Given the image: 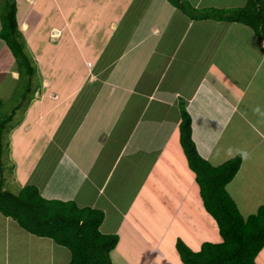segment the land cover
Segmentation results:
<instances>
[{
	"label": "crops",
	"instance_id": "1",
	"mask_svg": "<svg viewBox=\"0 0 264 264\" xmlns=\"http://www.w3.org/2000/svg\"><path fill=\"white\" fill-rule=\"evenodd\" d=\"M129 2L134 6L129 13L132 18L130 23L122 25L120 34H112L120 28L117 19L109 18L102 30L93 24L96 31L89 35V46L85 45L86 50L92 51L93 60L83 55L82 45L63 15V3L47 1L57 15L49 16L54 21L47 23L46 33H38V28L43 16H48L47 11L49 15L51 12L43 11L41 1L20 0L23 8L19 17L18 4L11 3L19 29L18 42L23 41L32 50L31 55L39 66L43 63L42 70L54 66L61 76L42 73L32 97L23 95L21 103L5 114L0 113V118L6 121L2 143L8 146L16 139L32 151L39 145L50 147L48 153L44 149L39 156L47 161L54 155L53 159L58 157L59 161L46 181L38 178L35 182L41 195L76 202L84 187V197L78 199L81 203L77 205L102 210L104 217L99 230L118 235L116 246L110 252L112 264H158L157 257L163 258L165 251L159 243L151 244V239L156 223L162 225L166 218L171 225V240L180 238L193 245L194 251L204 241H221L215 222H212L214 227L209 223L210 235L206 228L202 230L206 227L202 220L198 223L191 216L188 219L180 215L167 217L171 207L167 205V198H163L170 192L165 185L172 188V182L179 176L191 183L195 181L194 173L187 169L179 141L181 102L191 116V137L202 158L210 163L211 159L221 161L240 155L242 164L232 180L244 177L247 187L251 179L260 175L256 166L264 164V54L261 49L264 39H257L244 24L201 17L205 10L238 8L247 0H183V9L167 0ZM186 6L194 10L189 11ZM4 14L0 10V28ZM59 15L61 25L56 24ZM64 29L69 31V45L64 46V41L60 47ZM105 29L110 31L107 37L102 34ZM115 35L119 37L111 52H107ZM101 37L103 43L99 48L96 40ZM45 45V50L39 51ZM52 48L64 55L65 63L46 64L43 56ZM70 51L78 52L76 65ZM15 60L0 38V86L5 73L13 80L20 77ZM77 76L82 79L74 85ZM85 84L91 85V94L84 106L77 109L75 123L78 124L73 133H66L65 138L53 134L58 128L54 116L59 112L61 119L71 102L73 107L76 105L72 100L74 94L84 90ZM1 105L0 99V108ZM48 116H51L48 121L52 129L47 133L43 119ZM76 128L74 139H83L84 147L68 151L67 137L75 136ZM93 131L98 132V137L91 139L87 133ZM93 142L96 145L89 149ZM215 151L217 156L213 157ZM213 163L210 164H217ZM97 177L102 181H96ZM96 189L97 193L93 194ZM189 191L192 197L194 191L190 188ZM198 193L199 189L195 194ZM98 194L105 195L104 199H97ZM190 207V201H183L175 205L174 212ZM167 226L163 228L164 233ZM122 232L128 235L127 243L123 242ZM28 234V239H14L10 245L1 240L4 244L0 243V264H52L48 257L53 255L63 259L62 264L64 259L69 264L67 248L50 238ZM32 237L43 241L41 247L46 240L50 242L45 250L32 253ZM16 249H24L34 259L14 263Z\"/></svg>",
	"mask_w": 264,
	"mask_h": 264
},
{
	"label": "trees",
	"instance_id": "2",
	"mask_svg": "<svg viewBox=\"0 0 264 264\" xmlns=\"http://www.w3.org/2000/svg\"><path fill=\"white\" fill-rule=\"evenodd\" d=\"M167 1L181 9L185 6L183 0ZM205 11L202 19L241 23L249 26L257 39H264V0H247L242 7ZM18 31L15 8L11 4L8 13L1 17L0 38L21 65L26 56L17 40ZM261 49L264 54V47ZM180 117V145L194 173L202 205L215 220L221 236L218 242L204 241L196 251L178 238L175 246L182 263L256 264L255 258L264 247V205L244 217L226 191V185L239 169L241 156L236 155L218 166L211 165L197 152L191 137V116L183 102L180 103ZM5 122L0 118V155L7 147L2 143ZM6 180L0 176V213L3 216L14 220L26 232L50 238L67 248L69 264H112L110 252L116 246L118 235L99 230L104 217L102 210L79 207L73 200L45 198L35 182H23L20 189L13 192L3 188Z\"/></svg>",
	"mask_w": 264,
	"mask_h": 264
},
{
	"label": "rangeland",
	"instance_id": "3",
	"mask_svg": "<svg viewBox=\"0 0 264 264\" xmlns=\"http://www.w3.org/2000/svg\"><path fill=\"white\" fill-rule=\"evenodd\" d=\"M39 1L42 2L41 3L42 5L40 7L43 9V11L49 10V12H51V14L49 15L47 11L48 16H45V17L43 16V19L41 21V27L38 28V33H41V31L46 33L47 23H52V21H54V18H51L49 16L56 17L55 15L57 14L55 10L50 9L51 7L50 8L48 7L47 1H50V0H39ZM58 1L59 3H63L62 4L63 5L62 7L63 15L65 19L68 21L70 29L76 34L77 38L79 39L80 45H82V48H83L81 50L83 52V55L90 57L91 60L94 59L93 56H90L92 55V51L89 52L88 48L86 50L85 45H87V47L89 46V41H90L89 35L93 34L96 31L93 24L95 23L96 26H100L99 28L102 30L104 27L105 21L107 22L109 18L117 19L118 25L120 26V28L117 31H113L112 34L114 33L120 34L122 25L125 22L130 23L132 15L129 13H132L130 11L134 10L133 4L130 5L131 4L129 2L130 0H58ZM11 3L18 4L17 16L19 17L21 10L23 8L20 6V0H0L1 12L3 11L5 12V14L8 13L9 8L11 7ZM135 9H136V6H135ZM186 9L190 11L189 6H186ZM107 10L109 11L108 13L105 12ZM196 15H198V13H196ZM60 18L61 16L59 15L58 22L56 21L57 25L63 24ZM109 33L110 31L108 32L106 29L103 30L102 32V34L105 35L106 37L107 35H109ZM94 35L96 36V34ZM117 36L118 35H115L111 38L109 47H107V49H110V51L107 50V52H111L112 47L115 41L117 40ZM68 39H69V31L67 29H64L62 33V38L60 40V47L64 43V41L66 42L64 46L69 45L67 43ZM102 43H103L102 37L96 40V45H99V48L102 46ZM46 46L47 45H45L42 48H39V51L42 52L43 50H45ZM64 46L62 47L61 51L64 50ZM21 49H22V53L26 55V59L22 62L21 65L18 63V61L15 60V65L18 67V73L20 74V77L13 80L10 74L5 73L3 77L4 81L0 86V99H1V104H2L0 108V113H3V114L7 113L8 110L12 108V106H15L21 103L22 101L21 97H23V95H26L25 97H28V98L32 97L34 90L39 84L40 75L42 73H47L49 75L55 76L56 78H59L61 76V73L59 71L57 72L54 66L48 67L45 70H42L41 66L43 65V63H40V66H39L36 60H34V57H32L33 55L32 50L29 49V47L23 41H21ZM59 52H60L59 50L54 49V48L47 51L46 52L47 57L43 56V58H45L47 62L46 64L54 65L56 62H58V64L62 65L63 63H65L64 55L63 56L59 55ZM71 55H72V59H74V62H75L78 52L72 51ZM80 63H81L80 68L82 70L84 66L82 64V61ZM75 65H76V62H75ZM27 68L31 69L29 73H27L25 70ZM64 74L65 72L63 73V75ZM81 79L82 77H79V76L75 77L74 85L79 83ZM55 85H57L56 82H55ZM60 87L61 85L57 88H60ZM27 88H29V91H26ZM90 94H91V85L85 84L84 90H81L75 93L74 97L72 96L73 97L72 100L76 102V105L73 107V104H72L73 102H71V104L67 108V111L61 114L62 116L61 119H59L60 113L57 112V117L54 116V120H55L54 122L58 126V128L53 132V134H57V136H59L60 134L61 138H65L66 133L67 134L68 132L70 134L73 133L76 125L78 124V122L75 123L77 112H78L77 109L80 110L84 106ZM3 114H1V116H3ZM63 115L65 116V119L63 118ZM49 117L51 116H48L43 119V125H45L44 127L46 128L47 133L50 129H52L50 128L51 123L48 121ZM77 131L78 129L76 128L74 132L75 136L67 137L68 142H67L66 148L68 149V151L74 148L75 149L79 148L80 150L81 148L84 147V145H82L83 139L82 140L74 139L75 137H77L76 135ZM87 134L89 135L91 139L92 137L93 138L98 137V132H95V131L88 132ZM16 137L18 136L16 135L15 138ZM147 139H150V137ZM51 145L53 144L51 143ZM95 145L96 143L93 142L90 145L89 149H92ZM46 146H47L46 148L44 147V145L36 146L34 147L32 151L31 149H27L26 146L23 145L22 141L18 142L15 139L7 147H4V150H3L4 152L1 153L0 155V165H1L0 166V176H3L5 179H7L5 182H3V188L16 192L20 189L23 182L25 183H29V181L36 182L38 181L37 180L38 178L42 179L43 181H46L50 173L53 170H55V168L57 167V162L59 161L58 157H56L57 159H53L54 155L48 158L47 161H45L44 158L39 156L40 152L44 151V149L46 150L47 153L50 151V147H48V145ZM262 152H264V149ZM216 154H217V151H215L213 157H215ZM232 157H235V156L233 155ZM228 159L226 160L223 159L221 161L219 159H216V160L211 159L210 163L214 165L213 162L217 163L219 161L220 163L218 162L217 164L220 165L224 163L225 161H227ZM217 164L215 166H218ZM241 164L242 163H240V165ZM187 169H189L188 166H187ZM256 170L258 171L260 175L255 176L254 180L251 179V183L249 184L248 187H247L248 182L243 180L244 177H241V178L232 180L227 185V188H226V191L235 201L239 211L242 213L244 217H246L250 213H255L257 208L260 205H264V164L258 163L256 166ZM30 172L35 173V175L33 176L32 174H30ZM96 181H102V178L97 177ZM172 183H173L172 188H171V185L170 186H168L167 184L165 185V187L168 188L170 191L169 195L165 197H163V195H160L163 198H167L168 200L167 205L168 207H171L170 209L171 213L167 214L168 215L167 217L180 215L188 219V217L191 216V218L195 219V222L200 223V220H202L203 222H206V227H204L202 230L204 231L206 228L207 231L210 232L211 224L209 223L215 222V220L204 209L200 196L195 194V192H197L199 189L198 184L194 181V179L192 180V183H191V180L188 181L187 178H184L181 176L175 178V180ZM84 185L86 186L87 183L84 182ZM38 188L40 189L39 186ZM189 188L194 191V194L192 195V197H191ZM83 189H81L79 192L77 201L75 202L76 204H80L81 202H78V199H80L81 197H84V195L82 194L84 192ZM104 192H106V190ZM96 193H97V189L93 192V194H96ZM104 196L105 195L98 194L97 199L101 201L102 199H104ZM155 201L157 202L156 198H155ZM183 201L191 202L190 209H187L185 211L181 210L180 212H174L175 205L180 204ZM168 223H169V220L166 218V221L162 225H160V223H156V227L153 228V230L154 229L155 230L153 232L154 234H152L153 238L151 239V244L157 243L158 245L159 243L160 249H163V252L165 251L164 252L165 255L163 258L157 257V259L160 261L158 264H169V263L183 264L180 259L179 253L177 252L176 246H175V242L178 238L175 241L174 239L171 240L173 235H172L170 223H169V227L167 226ZM165 226H167L168 229L164 233L163 228ZM212 226L214 227L215 225H213L212 223ZM16 233L19 235L21 234L22 236H17ZM124 234L125 233L122 232L121 236L123 235V240H124L123 242L127 243L129 238H128V235H124ZM150 234H147V236L151 237ZM210 235H211V232H210ZM28 238H29V234L25 231H22L21 228L16 224L14 220L8 219L0 214V243L4 244V242L1 240H5L6 243L10 245V244H13L12 240L14 239L26 240ZM159 239L160 241H158ZM172 241H174L173 244H172ZM30 242L32 243L31 249L33 253L35 251L45 250L46 245L50 241L46 240V244L42 245V247L40 246V243H42L43 241L36 239L35 237H32ZM185 244L188 247H190L192 250H194L193 245L187 244V243ZM13 257H14L13 258L14 263H17L23 260L26 261V258L27 259L31 258V260L34 259V255L32 256L28 255L27 253H25L24 249L23 250L16 249L15 255ZM66 257H67V253H66ZM48 258L51 260L52 264H62L61 261H63V259L58 260V258H56L55 255H53L52 257H48ZM65 261L66 259H64V264H65ZM255 262L256 264H264V247L259 252V254L256 256Z\"/></svg>",
	"mask_w": 264,
	"mask_h": 264
}]
</instances>
